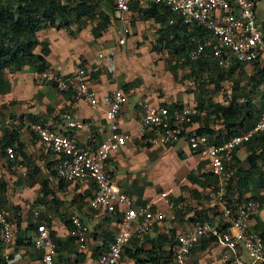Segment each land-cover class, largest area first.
<instances>
[{"label":"built area","instance_id":"2783aa9c","mask_svg":"<svg viewBox=\"0 0 264 264\" xmlns=\"http://www.w3.org/2000/svg\"><path fill=\"white\" fill-rule=\"evenodd\" d=\"M108 1L122 27L116 45L123 44L129 34L126 18L129 6L132 3H153L171 13L169 24L178 18L188 28L203 30L201 36L190 38L193 47L187 52L188 59L194 61L209 57L222 70L235 64L245 67L264 62V9H261L262 13L258 12L264 0ZM107 50L104 65L109 73H114V48ZM97 57L102 58L103 54L98 53ZM89 72L90 69L84 66L66 77L47 72H41L37 77L53 84L61 92H70L74 100L85 101L90 108L101 110V103L106 105L103 120L107 132L97 146L80 144L76 138L40 124H32L29 128L38 139L40 155L50 156L53 160L57 180L81 184L90 193L86 203L92 210V218L95 221L107 218L113 222L115 231L112 241L97 254L96 264H117L123 247L130 240L154 234L155 227L165 220L167 213H184L186 208H190L194 219L174 232V242L168 248L170 264H186L190 251L199 246L202 239L214 243L220 249L221 260L227 264H264V241L248 225L257 211V203L227 195V170L233 162V151L252 134L264 132V107L250 131L214 143L209 142L205 134H198L194 132L195 128H191L192 117L197 115L194 106L152 104L146 99H139L136 102L139 117L135 132L131 134L120 130L117 120L120 109L127 102L126 93L115 87L100 100L88 86ZM61 119L68 129L79 128L83 124L66 112ZM134 139L154 147H170L184 140L189 150H200L205 156L204 173H209L215 181L205 187L201 199L183 197L173 203L168 199V192H160L151 204H136L113 182L107 170L109 155ZM4 155L9 161H14V148L6 147ZM157 201L163 203V208L156 205ZM43 209L38 204L30 211L31 222L35 224L31 244L40 253V264H54L56 246L50 236V228L45 221L38 219ZM69 222L67 238L78 251L84 250L88 241L87 229L77 215H71ZM0 239L3 244H10L14 239L13 226L2 211Z\"/></svg>","mask_w":264,"mask_h":264},{"label":"crops","instance_id":"0c3cea01","mask_svg":"<svg viewBox=\"0 0 264 264\" xmlns=\"http://www.w3.org/2000/svg\"><path fill=\"white\" fill-rule=\"evenodd\" d=\"M149 4L133 3L130 6L135 5L136 9H145ZM136 9L129 8L126 16L129 34L126 36L124 44L120 46L116 45V40L121 34L122 27L120 22L114 17V12L108 13L104 11V14L108 15L109 25L95 39L90 35L89 29L91 26L89 25L84 26L72 36L64 29L43 28L36 32L37 40L45 41L48 45L49 53L45 57V61L48 64V68L45 70L47 73L65 77L75 69L80 68L81 65H85L90 68L87 76L88 86L100 100L115 87L122 89L126 93L128 99L126 104L120 109L117 120L120 130L131 134L135 132L139 117V110L136 106L137 100L146 99L152 104L174 106L187 105L186 103L190 104L191 102L190 100L187 101L189 97L181 98L180 94L171 95L172 92L168 91L170 82L166 78L160 77L159 72H157L162 67V63L160 61L155 62V55L160 54L157 53L160 50L156 46L158 24L151 19L140 20L137 17ZM147 22L152 24L151 30L146 29L145 23ZM167 23L169 24V22ZM50 32H54V34L48 38L47 35ZM111 47L114 48L113 60L116 58L114 73H109L104 65L107 62V49ZM34 53H39V47L34 49ZM98 53H102L103 57L98 58ZM142 54L145 55L142 56ZM164 58L165 68L173 79L176 78L179 70L184 72L185 79L194 78L191 63H194L195 60L188 59L190 64H184L183 60H177L176 57L172 60L165 55ZM155 72H157L156 76L153 75ZM198 86L199 84H196V88ZM155 88L160 90L167 89V91L159 96V94L155 93ZM199 95V90L197 93L192 91L191 96H193L194 102L187 106L196 107ZM185 101L187 102L185 103ZM105 106L102 102L101 110H95L90 108L85 101L74 100L70 93L60 92L47 82L38 79L37 73L32 71L28 65L21 67L19 71L4 70L0 79V109L10 108L6 115L8 113V119L11 118V121L8 120L0 112L3 124L11 122L12 125H15L18 122L16 121L17 118L21 116V122L27 126V115L38 116L42 124L50 126L55 132L73 136L79 142L97 146L107 132L103 120V109H105ZM63 112L70 114L76 120H81L83 122L82 127L67 130L61 119ZM201 126L202 124L193 122L191 128ZM19 139L23 143L25 154L32 160L35 159L37 161L38 158L33 155V153L37 154L38 151L40 152L37 139L31 138L29 133L25 135L23 128ZM165 158L179 160V168L169 180L159 178L153 181L154 174L158 176L160 174L159 170L162 172L165 169ZM38 161L42 162L41 160ZM1 162L4 163L3 161ZM107 170L113 182L126 192L131 199L135 200L136 204H151L156 199L159 191L170 193L172 196L171 200L177 197L183 198L188 196V194L191 196L193 191L200 194L198 191L199 186L190 184L185 180V177L189 173H193L196 176L204 173L206 170V159L200 150H189L184 140H180L170 147H154L142 144L139 140L134 139L124 148L109 155ZM155 170L158 171V175ZM37 187L38 185L35 184L31 188L34 193H37ZM80 188L81 191L87 192L82 186ZM258 194H264V189H260ZM6 201H8V197H6ZM11 203L12 205H17L15 202ZM156 205L161 208L164 206L161 201H157ZM90 213V211L88 212L85 209V206L76 213L87 228L88 233L86 248L81 251H78L74 243L67 238V228L63 223L55 218L52 219L51 227L59 240L57 251L53 257L54 264H96L97 253L95 248L105 243L107 238H105L106 233L103 234V227L100 225L102 220L95 221ZM186 214L185 212L167 213L168 222L172 224L170 228L176 231L186 225L187 217H190L191 213ZM256 220L264 222V207L257 208L256 213L248 224L249 229L258 235L257 232L251 229ZM109 221V225H113V222ZM24 227L25 224L20 226L21 229ZM164 227H166L164 223L158 225L156 233L165 232L166 230H163ZM30 233L31 231L29 230L26 232L27 238H30ZM201 242L205 244L203 249H199L200 243L199 246L195 247L199 250L192 249L191 251L194 250L192 254H198L197 256L200 257L204 253L207 254L210 247H212L210 252L212 255H217L218 260H216V256H212L208 258V264H227L221 260L220 249L214 243L209 242L207 239H202ZM190 255L186 259V264ZM0 257L5 260V264H40L39 253L33 249L30 243L27 244L26 240L18 245H1Z\"/></svg>","mask_w":264,"mask_h":264},{"label":"trees","instance_id":"16d2710c","mask_svg":"<svg viewBox=\"0 0 264 264\" xmlns=\"http://www.w3.org/2000/svg\"><path fill=\"white\" fill-rule=\"evenodd\" d=\"M101 2L102 0H0V79L3 76L4 70L19 71L21 67L25 65H28L29 68L36 73L44 72L48 68V64L45 61V57L49 53L48 45L45 41H38L36 39V32L40 29H64L72 36L85 26L84 24L83 26L77 25L74 29L73 26H75L77 22L92 19V21L95 20L96 22L90 27L89 32L94 39L98 38L109 25L108 15L104 14V11L99 8ZM103 2L109 3L105 0H103ZM129 8L133 10L136 9L135 5ZM136 11L137 17L140 20L151 19L154 23L158 24V28L156 29L157 49L166 50L171 56L176 57L177 60H183L184 64H190L187 57V52L193 47L190 38L192 36H201L203 34L202 29L198 27L188 28L181 24L178 18H174V22L168 24V19L172 17V15L161 5L149 4L147 8H137ZM110 12L113 13L114 9L108 11V13ZM36 47H39V53H34ZM191 66H193L192 75L194 78L199 77L198 73L200 71L205 72L207 75L211 73L214 75L213 77L216 78L215 83L224 79L226 74L231 75L238 67H244L241 64H235L227 70H222L219 69L209 57L198 58L194 63H191ZM250 66L252 67V74L249 76L250 82L247 83L251 86L249 92L255 91L261 85H264V62L252 63ZM236 90H232L231 99L227 105H212L214 117L221 120L224 128L214 133L206 127L208 121L206 119L204 125L196 129V133L206 134L209 141L219 143L235 135L246 133L254 127L260 110L264 107V101H259L258 106L255 108L251 105V98L248 94H244L243 91L236 93ZM202 91L203 90H199L200 95L197 100V106L195 107L197 115L192 117V122H197L198 112L202 111L200 110L203 107ZM239 98L243 99L244 103L238 104L236 101ZM20 118L21 116L17 118L16 121L18 122L15 125H12L11 122L6 123L8 125L3 124L0 118V155L5 159L6 168L10 167L16 163L18 157L16 156V159L10 162L6 159L4 150L6 147L14 148L15 155L18 153L20 157L19 162L26 170L30 180L26 186L32 188L35 184L38 185L33 204H43L46 206L48 197L50 198V202L53 201L52 197L54 191L52 187L54 183L56 189H61L64 185H67V183H64L62 180H57L52 166V159L47 162L52 164H48L47 168L44 169L45 175L42 176L43 178L36 179V177H34L39 175L38 167L32 164L33 160L23 151V143L20 141L19 136L21 129L25 127L29 130L28 133L31 138L35 139L36 137L30 131L29 126L37 122L42 123V121L38 116L27 115L28 125L26 126L21 122L22 120H20ZM263 133L264 132L252 134L246 142L233 151V162L227 170L228 180L234 182L230 190L232 188L238 195L237 199L239 200L241 196L248 195L246 198L255 201L258 207H264V194H258L260 189H264ZM242 149L244 150L245 156L243 160H240L237 155ZM243 162L244 164L246 163V168H244V164L242 165ZM259 162L260 164H258ZM32 177H34V180L31 179ZM210 177L211 175L209 173H202L199 176L189 173L185 177V180L190 184L199 186L198 191L200 192L199 194L193 191L190 197L195 199L203 198L201 193L205 187L210 185L211 182L208 180ZM7 187L6 182L0 179V204L6 200ZM179 200H181V198L177 197L171 201L177 203ZM8 207L10 219L16 227L19 225V214H17L19 206L10 205ZM190 211V208H186L185 214ZM199 216L201 215L199 214ZM38 219L45 221L47 227L50 228V236L55 243L57 251L59 240L51 229V220L43 216H40ZM193 219L194 214L187 217V222ZM62 223L64 226L69 227L67 220H63ZM34 228L35 225L28 221L25 229L21 232L17 230L15 233L14 245H18L25 240L27 241L26 243L29 244L30 239L27 238L25 234L27 230H33ZM172 229L173 228H170L168 231L166 230L162 233L148 235L142 239L130 240L128 244L123 247L117 264H125L123 263L125 258L127 264L128 260L131 264H170L171 253L168 251V248L174 242V233L169 234ZM251 229L257 232L264 241V222L256 220ZM105 238H107V241L100 247L95 248L97 254L103 251L112 241V234H105ZM200 243L201 246L199 249H203L205 244H202V242ZM146 244H149V247L143 248V246H147ZM0 264H5V260L1 257Z\"/></svg>","mask_w":264,"mask_h":264},{"label":"rangeland","instance_id":"374dc122","mask_svg":"<svg viewBox=\"0 0 264 264\" xmlns=\"http://www.w3.org/2000/svg\"><path fill=\"white\" fill-rule=\"evenodd\" d=\"M98 7V6H97ZM99 8L105 12H108L109 10L113 9V6H111L110 3H106V2H102L99 4ZM264 9V3H262V7H258V12L262 13L261 9ZM95 20L92 21V19L90 20H82L81 22H77L75 26H73V28L75 29L77 25H82L83 24L89 25V26H93L95 24ZM146 24V29L151 30L152 29V24L151 23H145ZM129 28V26H128ZM131 29V28H130ZM42 30V29H40ZM39 31V30H38ZM54 34V32H50L47 37L49 38L50 35ZM147 35V34H146ZM37 39V37H36ZM126 40V38H125ZM125 42V41H124ZM124 44V43H123ZM121 44V45H123ZM120 46V45H119ZM159 50V49H158ZM159 55H155L156 59L155 62L160 61L162 63V67L160 68L159 71V75L160 77H162L163 79L166 78L169 82H170V88H168V91L172 92L171 95L174 94H180L181 98H188V100H190L191 102H194V98L193 96H191V93L193 91L194 92H198V90H203L201 93H203V107L200 109L202 111L198 112V116L196 121L198 122V124H202V126L205 123V120L207 119V125L206 127L209 130H212L214 133L217 132L218 130H221V128H224V125L222 124L221 120L219 118H215L213 113H212V109H213V104H222V105H227L229 100L231 99V92L232 90H236V93H239L240 91H243L244 94H248V96L251 98V105L253 107L256 108V106H258L259 101H264V85H261L257 90H253L251 92H249L251 86L247 83H249V76L250 74H252V67L251 66H245V67H238L231 75L226 74V76L224 77V79L220 80L218 83H215L216 78L213 77V74H209L207 75L205 72H200L198 73V78H191L189 79H185L184 78V72L182 71H178L176 78L173 79L171 77V75L168 73V71L165 68L164 65V56L167 55L170 59H174V56H171L166 50H160ZM146 54V53H145ZM145 54H142V56H144ZM116 60V58H115ZM114 60V68H116V62ZM181 69V68H179ZM157 72L153 73V75L156 76ZM192 82V83H191ZM196 84H199L200 86L198 88H196ZM166 87V86H165ZM163 87V88H165ZM195 88V89H194ZM194 89V90H193ZM156 94H159V96L167 91V89H163L160 90L158 88L154 89ZM185 101V103L187 102ZM190 102V104H192ZM238 104L244 103L243 99H237L236 101ZM187 105H190L189 103H186ZM8 107L2 108L0 109V112H2L1 114L5 117H7L8 119V113L6 115V112L8 111ZM198 111V110H197ZM14 118V117H13ZM8 120L11 121V118H9ZM29 130H27L25 127H23V133L26 135L28 134ZM259 134L262 132H258ZM264 136V133H263ZM242 147V146H241ZM33 155L38 158V160H44V163L41 164L38 160L36 161L35 159H33L34 161H32V164L38 167L39 170V175H36L34 177H36V179L41 178L42 176L45 175V171L44 169L47 168L48 164H52V163H47L48 161H50V157L48 156H41L39 151L37 154ZM16 156L18 157V159L16 160V163L10 167L6 168V162L4 161V157L0 155V160L4 161L5 163H2L0 161V179L1 181L6 182L7 184V193H6V197H8V201H4L2 204H0V207L2 206L3 209L8 211V206L12 205L11 202H15L18 207V212L17 214H19V225L16 226V231L19 230L20 232L25 228L21 229L20 226L23 224H27L28 222V216H29V210L30 208L35 204H33L34 198L36 196V193H34V191L27 187L26 185L28 184V182L30 181L28 178V175L26 173V170L24 169V167L20 166V162H19V156L18 153H16ZM238 156L240 158V160H243L245 153L244 150L242 149V151L238 152ZM43 157V158H42ZM245 162V160H244ZM244 162L242 163V165L244 164ZM46 164V165H45ZM180 161L176 160V159H164V165H165V169L161 172V170H159V175H158V171L155 170V173L158 175L156 176L154 174L153 176V181L158 180L159 178L164 179V180H169V178H172L175 174V171L179 168ZM260 164V162L258 163ZM244 168L247 167L246 163L244 164ZM50 166V165H49ZM163 175V176H162ZM32 177L31 179L34 180ZM212 177V176H211ZM209 178L208 180L211 182L210 184H213V182L215 181V178ZM43 178V177H42ZM207 181V182H209ZM234 185V182H230L229 180L227 181V195H229L230 198H232L233 196H238L230 187ZM80 184H74V185H64L61 189H56L55 188V183L54 186L52 187L53 192V201H49L50 198L48 197L46 200V208H47V215H53V217L58 220L63 222V220H65L70 214H73V212H76L81 209L82 207L85 206V209L88 210V212L90 211L92 214V211L87 207V203L85 201V199L89 198V194L87 192L81 191L80 188ZM80 190V191H78ZM160 192H165V191H159L157 193ZM248 195L246 196H241L242 198H246ZM172 196L170 195V193H168V199H170ZM188 198H192L189 196H185ZM193 199H189V200H194ZM240 199V200H241ZM171 200V199H170ZM194 202V201H193ZM193 202L190 204L192 206ZM16 223V222H15ZM110 221L107 219H102L100 225L101 227H103L102 232L103 234H113V232L115 231V227L113 225H109ZM165 224L166 227L163 228V230H169L170 227L172 226L171 223L168 222L167 217L165 218L164 222H162ZM27 232V231H26ZM92 232H94V230H92ZM174 233V229L170 230L169 234H173ZM97 234V233H95ZM147 246H143V248H148L149 244H146ZM94 247V245L92 244V248ZM94 249V248H93ZM194 250L196 248H193ZM212 249V247H210V249L208 250L207 254L204 253L202 256H197L198 254H192L191 251V255H190V260L188 259L187 264H208L209 260L208 258L210 257H215L216 260H218L217 255H212V253L210 252V250ZM199 249H196V251H198ZM215 250V249H214ZM199 253V252H198ZM126 258L125 260H123V263H126ZM128 264H131V262H129L128 260Z\"/></svg>","mask_w":264,"mask_h":264},{"label":"clouds","instance_id":"9594fccd","mask_svg":"<svg viewBox=\"0 0 264 264\" xmlns=\"http://www.w3.org/2000/svg\"><path fill=\"white\" fill-rule=\"evenodd\" d=\"M105 1H107V2H109L108 0H105ZM110 3V2H109ZM111 4V3H110ZM133 4V3H132ZM150 4H153V3H150ZM111 6H112V4H111ZM114 9V8H113ZM114 17H115V11H114ZM117 20V19H116ZM85 65H81V67L80 68H82V67H84ZM80 68H77V69H80ZM89 68V67H88ZM77 69H75L74 71H76ZM90 69V68H89ZM73 71V72H74ZM44 72H46V71H44ZM72 72V73H73ZM41 73V72H40ZM72 73H70V74H72ZM37 74H39V73H37ZM70 74H68V75H70ZM67 75V76H68ZM58 77H60V76H58ZM62 77H64V76H62ZM66 77V76H65ZM38 78V77H37ZM48 83V82H47ZM49 84V83H48ZM50 85H51V87H53V88H55V86L53 85V84H51L50 83ZM59 91V90H58ZM61 92V91H60ZM64 93H66V92H64ZM67 93H70V92H67ZM71 94V93H70ZM72 96V95H71ZM64 113V112H63ZM62 113V114H63ZM61 114V115H62ZM79 121H81V120H79ZM82 122V121H81ZM83 123V122H82ZM34 124H40V125H42V126H45V127H47L48 129H50V130H53L50 126H47L46 124H42V123H34ZM32 125V124H31ZM83 125V124H82ZM30 127V126H29ZM64 127H65V125H64ZM82 127V126H81ZM66 128V127H65ZM80 128V127H79ZM67 130H73V129H75V128H72V129H68V128H66ZM194 129V128H193ZM196 129L197 128H195V130H194V132H196ZM31 131V130H30ZM54 131V130H53ZM32 132V131H31ZM55 132V131H54ZM32 134H34L33 132H32ZM60 134H62V133H60ZM242 134V133H241ZM35 135V134H34ZM63 135H65V134H63ZM206 135V134H205ZM238 135H240V134H238ZM68 136V135H67ZM35 137H36V135H35ZM73 137V136H72ZM206 137H208L207 135H206ZM75 138V137H74ZM36 139H37V137H36ZM208 139V138H207ZM228 140V139H227ZM37 141H38V139H37ZM79 142V141H78ZM82 143H85V142H80V144H82ZM86 144H88V143H86ZM242 145V144H241ZM40 153V152H39ZM41 156H43V155H41ZM48 157H50V156H48ZM109 158V157H108ZM15 159H16V155H15ZM50 160H51V157H50ZM42 162H41V164H43V162H44V160H41ZM11 162V161H10ZM107 162H108V160H107ZM20 166H22L21 164H19ZM53 165H54V162H53ZM52 165V166H53ZM64 182V181H63ZM64 183H67L68 185H74V183L72 184V183H68V182H64ZM77 184H79V183H77ZM81 185V184H80ZM82 186V185H81ZM87 191V190H86ZM87 193L89 194V196H90V193H89V191H87ZM126 193V192H125ZM127 194V193H126ZM243 199V198H242ZM85 201H86V199H85ZM35 205H38V204H34L33 206H35ZM39 205H42L43 206V211L40 213V216H43V217H46V215L48 214L47 213V208H46V206H44L43 204H39ZM144 205V204H143ZM258 205V204H257ZM32 206V207H33ZM32 207L30 208V210H29V216H28V221L31 223V224H33V225H35L33 222H31V216H30V211H31V209H32ZM87 207L89 208V206L87 205ZM257 208H258V206H257ZM90 209V208H89ZM91 210V209H90ZM0 211H2L3 213H5L6 214V218L8 219V221L12 224V226H13V229H14V239H13V241H12V243H10V244H3L2 243V241H1V239H0V241H1V245H4V246H7V245H11V244H14V242H15V233H16V227H15V224L11 221V219H10V214H9V212L8 211H6L5 209H3V208H1L0 207ZM92 211V210H91ZM71 215H77L78 216V214H76V213H74L73 212V214H70L65 220H67L68 221V225H69V227H66L67 229H69L70 228V222H69V217L71 216ZM254 216V215H253ZM252 216V217H253ZM78 218H79V216H78ZM49 219L51 220V222H52V219H54V217H53V215H49ZM80 219V218H79ZM104 219H107V218H104ZM81 221V220H80ZM164 222V221H163ZM81 223H82V221H81ZM27 225V224H26ZM84 225V224H83ZM52 226V225H51ZM85 226V225H84ZM157 227V226H156ZM156 227H155V232H154V234L156 233ZM25 228H26V226H25ZM24 228V229H25ZM86 228V227H85ZM51 229H52V227H51ZM87 229V228H86ZM34 230V229H33ZM33 230H29V231H31V233H30V244H31V234H32V232H33ZM28 231V230H27ZM168 231V230H167ZM175 232V231H174ZM154 234H152V235H154ZM27 242V241H26ZM32 245V244H31ZM1 248V247H0ZM34 249V248H33ZM36 251V250H35ZM36 252H38V251H36ZM39 253V252H38ZM55 253H56V250H55ZM39 255H40V253H39ZM55 255V254H54ZM54 257V256H53ZM39 261H40V258H39ZM53 262H54V258H53Z\"/></svg>","mask_w":264,"mask_h":264}]
</instances>
